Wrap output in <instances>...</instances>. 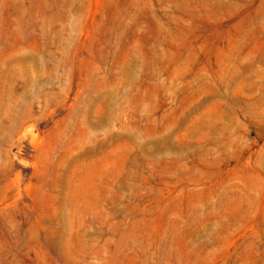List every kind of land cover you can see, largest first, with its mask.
I'll return each instance as SVG.
<instances>
[{
	"label": "rangeland",
	"instance_id": "374dc122",
	"mask_svg": "<svg viewBox=\"0 0 264 264\" xmlns=\"http://www.w3.org/2000/svg\"><path fill=\"white\" fill-rule=\"evenodd\" d=\"M0 264H264V0H0Z\"/></svg>",
	"mask_w": 264,
	"mask_h": 264
}]
</instances>
